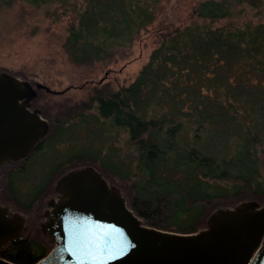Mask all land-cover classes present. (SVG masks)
<instances>
[{
  "label": "trees",
  "instance_id": "1",
  "mask_svg": "<svg viewBox=\"0 0 264 264\" xmlns=\"http://www.w3.org/2000/svg\"><path fill=\"white\" fill-rule=\"evenodd\" d=\"M13 1L0 0V9ZM26 1L39 6L49 0ZM263 1H199L191 23L160 32L129 83L95 86L81 111L65 115L19 166L3 171L0 201L31 213L53 190L48 178L59 166L64 168L57 179L92 165L126 179L130 207L161 229L192 232L219 207L242 200L264 204V24L215 25L242 13L235 4L254 7ZM160 8V0L73 4L63 48L76 63L115 61L117 51L129 47ZM40 89L31 106L41 112L34 101ZM89 124L87 137L96 140L106 130H124L126 152L114 143L116 135L105 148L84 142L77 131ZM47 251L22 236L1 247L0 256L30 264Z\"/></svg>",
  "mask_w": 264,
  "mask_h": 264
},
{
  "label": "water",
  "instance_id": "2",
  "mask_svg": "<svg viewBox=\"0 0 264 264\" xmlns=\"http://www.w3.org/2000/svg\"><path fill=\"white\" fill-rule=\"evenodd\" d=\"M36 87L53 92L0 71V168L26 157L49 128L31 107ZM58 191L41 224L52 246L30 264H264V204L253 200L218 208L205 226L177 232L148 224L92 165L63 174ZM23 228L22 217L0 206V248ZM0 264L26 263L0 256Z\"/></svg>",
  "mask_w": 264,
  "mask_h": 264
},
{
  "label": "rangeland",
  "instance_id": "3",
  "mask_svg": "<svg viewBox=\"0 0 264 264\" xmlns=\"http://www.w3.org/2000/svg\"><path fill=\"white\" fill-rule=\"evenodd\" d=\"M67 1L64 5L59 0H49L47 3L34 6L26 0H14L10 5H3L0 9V71H7L23 83L29 82L34 87L36 83H42L53 90L50 92L41 88L34 100L41 107L40 113L50 128L70 112L74 116L81 111L95 86L108 82L113 89H116L119 85L129 83L148 59L152 48L159 42L160 32L191 23L195 19L192 10L201 0H160L161 8L155 20L140 31L129 47L117 51L115 61L108 63L102 61L76 63L64 50L62 43L67 33L68 22L72 18L71 6L73 4L79 6L84 0ZM64 8L66 11L63 10ZM239 8L242 9L240 15L228 20H218L215 25L224 22L241 24L245 20L264 24V1L254 7L247 2L235 4V9ZM37 109L40 111V108ZM86 111H93V108L90 110L85 108L84 112ZM91 128L93 126L89 124L80 127L77 131L84 142L89 141L90 144L94 142L105 148L110 144L112 136L116 135L114 143L119 146L121 153L126 152L124 130L119 129L117 134L106 130L104 136L96 140L94 135L92 139L89 135L87 137V131ZM66 145L67 143H62L60 148L64 149ZM21 162L16 161L13 166ZM62 168L64 167L59 166L48 178V182L53 184V190L47 193L46 199L36 204L33 213L30 211L27 213L24 210L25 214L11 202L0 201V206L6 207L10 213L18 214L23 218L22 236L27 234L35 237L44 248L48 247V243L41 237L35 224L42 226L47 212L52 207L51 202L56 201L61 195L58 191L59 179L56 174ZM5 170L3 168L0 174L2 184ZM100 171L129 202V193L132 191L129 182L113 175L108 167L100 168ZM248 202V200H242L232 206L219 208L234 209ZM31 221L35 223L31 225ZM47 240H49L48 237ZM50 248L51 246L47 250Z\"/></svg>",
  "mask_w": 264,
  "mask_h": 264
},
{
  "label": "flooded vegetation",
  "instance_id": "4",
  "mask_svg": "<svg viewBox=\"0 0 264 264\" xmlns=\"http://www.w3.org/2000/svg\"><path fill=\"white\" fill-rule=\"evenodd\" d=\"M32 107V106H31ZM52 128V127H51ZM50 127H49V129L44 133V135H43V137H42V139L39 141V143L37 144V146L39 145V144H41V142L44 140V138L48 135V133L50 132L49 130L51 129ZM37 146L35 147V148H37ZM34 148V149H35ZM29 155V154H28ZM27 155V156H28ZM26 156V157H27ZM26 157H21V158H18V159H14V160H11V161H9V162H7V163H5L1 168H0V174H1V170L4 168V169H7L8 167H10V166H12V165H15V162L17 161H22L23 162V160L26 158ZM21 162V163H22ZM21 163H19L18 165H20ZM8 165H10V166H8ZM18 165H16V166H18ZM6 166H8L7 168H5ZM106 178V177H105ZM49 201V200H48ZM26 211L27 212H29V210H27L26 209ZM26 214V213H25ZM40 221V220H39ZM35 222H37L36 220H35ZM34 222V223H35ZM37 224H39V222H37ZM36 225V224H35ZM39 226V225H38ZM24 236V235H23ZM25 237H27V238H29V239H31V240H35V241H39V240H37L35 237H31V236H28L27 234L25 235ZM47 243H48V247H50V246H52V243L49 241V240H45ZM48 247H46L45 249H47Z\"/></svg>",
  "mask_w": 264,
  "mask_h": 264
}]
</instances>
